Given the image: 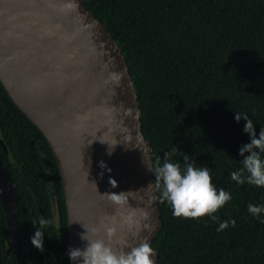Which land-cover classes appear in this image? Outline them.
Here are the masks:
<instances>
[{"label":"trees","instance_id":"16d2710c","mask_svg":"<svg viewBox=\"0 0 264 264\" xmlns=\"http://www.w3.org/2000/svg\"><path fill=\"white\" fill-rule=\"evenodd\" d=\"M85 6L120 46L135 84L141 127L152 146L162 229L153 241L157 264H264V187L231 179L242 167L243 131L252 119L264 127V0H85ZM0 129L13 161L0 144L19 199L20 225L29 264H70L68 219L59 168L44 135L19 110L0 83ZM185 170L184 154L209 169L212 183L231 199L212 216L177 217L162 198L156 169L165 153ZM258 151V150H257ZM264 159V153H261ZM192 161H189L191 163ZM248 174L245 172L244 176ZM58 209L57 231L53 196ZM46 218L44 251L31 244L34 224ZM235 226L218 231L219 223ZM0 264H17L0 201Z\"/></svg>","mask_w":264,"mask_h":264},{"label":"water","instance_id":"95a60500","mask_svg":"<svg viewBox=\"0 0 264 264\" xmlns=\"http://www.w3.org/2000/svg\"><path fill=\"white\" fill-rule=\"evenodd\" d=\"M0 83L44 135L55 156L66 203L69 248L80 234L130 251L162 229L152 146L144 137L135 84L120 46L85 0H0ZM0 144L11 151L0 129ZM123 193L125 203L108 199ZM0 201L17 264H29L19 199L0 156ZM53 207L60 232L55 195ZM70 264L73 262L70 260ZM79 264V261L75 262Z\"/></svg>","mask_w":264,"mask_h":264},{"label":"clouds","instance_id":"9594fccd","mask_svg":"<svg viewBox=\"0 0 264 264\" xmlns=\"http://www.w3.org/2000/svg\"><path fill=\"white\" fill-rule=\"evenodd\" d=\"M246 121L243 131L250 136V142L241 145L239 154L242 159L243 167L239 171L231 173V179L239 184H244L245 181L249 184L264 187V159L261 158V153H264V127L261 128L259 136L253 125L252 119L248 114L235 112V120L240 122ZM258 150V151H257ZM177 151L173 148L171 152L165 153V161L161 167L156 169L157 180H163L164 190L162 198L171 203L173 214L177 217L185 218H200L211 216L213 220H218L216 216H212L218 209L223 207L226 202L231 199L230 193L224 189L217 191L212 183V177L209 169L197 168L195 162L189 156L184 154L185 170L182 172L179 163L170 162L171 157ZM189 161H192L189 163ZM248 175L245 177L244 173ZM108 199L117 205L125 203L123 193H111ZM248 210L253 215H259L264 211V207H258L252 204L248 205ZM52 220L46 218L39 219V227L34 224V235L30 237L31 244L40 250L44 251V233L43 229L50 225ZM235 226L236 221L231 220L219 223L218 231H223L229 226ZM86 229L81 233V240L86 241L83 248L70 247L67 255L75 264H155L154 251L145 238L144 242L138 246L131 247L130 251L115 250L110 241L116 229L104 226L105 233L109 242L104 239H92L89 233L93 235L98 232V229Z\"/></svg>","mask_w":264,"mask_h":264},{"label":"flooded vegetation","instance_id":"af4514ba","mask_svg":"<svg viewBox=\"0 0 264 264\" xmlns=\"http://www.w3.org/2000/svg\"><path fill=\"white\" fill-rule=\"evenodd\" d=\"M52 196H54V195H52Z\"/></svg>","mask_w":264,"mask_h":264}]
</instances>
